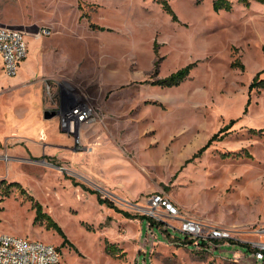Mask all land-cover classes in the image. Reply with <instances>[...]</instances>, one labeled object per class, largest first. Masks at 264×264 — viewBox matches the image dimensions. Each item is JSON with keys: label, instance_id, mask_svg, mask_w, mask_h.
Returning <instances> with one entry per match:
<instances>
[{"label": "rangeland", "instance_id": "374dc122", "mask_svg": "<svg viewBox=\"0 0 264 264\" xmlns=\"http://www.w3.org/2000/svg\"><path fill=\"white\" fill-rule=\"evenodd\" d=\"M231 1L215 12V0H168L176 21L158 0H0V26L30 36L29 85L0 69L13 83L0 109L26 132L14 145L41 151L0 161V236L55 246L61 264H264L253 247L264 243V88L250 90L264 71V5ZM37 93L45 124L28 103ZM79 106L91 120L70 135L63 117ZM157 198L179 214L150 215ZM38 204L68 244L36 224ZM186 221L233 238L185 245Z\"/></svg>", "mask_w": 264, "mask_h": 264}, {"label": "built area", "instance_id": "2783aa9c", "mask_svg": "<svg viewBox=\"0 0 264 264\" xmlns=\"http://www.w3.org/2000/svg\"><path fill=\"white\" fill-rule=\"evenodd\" d=\"M49 30L43 29L38 36H49ZM28 33L9 27L0 26V57L5 75L9 78L18 76L22 64L27 60L29 53ZM91 111L84 107H76L63 117L62 128L70 135H75L78 130L91 120ZM0 161L9 163L8 154L0 156ZM159 208H164L171 216L179 214L178 208L170 202L157 198L152 201L150 215L157 218ZM182 233L197 243L204 242L208 245L217 242L231 241L232 232L225 228L202 225L193 221H186ZM217 245V244H216ZM257 248L258 261H264V243L253 245ZM63 260L60 249L42 242L0 236V264H61Z\"/></svg>", "mask_w": 264, "mask_h": 264}, {"label": "crops", "instance_id": "0c3cea01", "mask_svg": "<svg viewBox=\"0 0 264 264\" xmlns=\"http://www.w3.org/2000/svg\"><path fill=\"white\" fill-rule=\"evenodd\" d=\"M0 59H1V57H0ZM25 63H26V61L22 64V67H21L19 73H22V71L24 69H26L27 67L30 66V65H28L27 67L26 66L23 67ZM0 69H1L2 73L5 74L2 60H1ZM22 75H23V73H22ZM14 80L16 81L15 86H17V87L29 85L28 83H25V82H24L25 84L21 83V81L23 82V78L20 74H18V76L15 77ZM17 80H20V81H17ZM8 85H11V87H12L13 83L11 81L8 82V79L6 77H4L3 79H0V101L3 99H6L7 96H9V92H8L9 86ZM35 102L38 103V105L36 106L37 107L36 110H34L36 118H39V116H40V122H42V124H45V122L47 123L48 120L44 119L46 112L43 109V100H42V97L39 93H37L35 96L32 95V99H28V103H30L31 107H33L35 105ZM27 105H29V104H27ZM41 114L43 115V119H41ZM6 116H7V112L4 110L2 111L0 109V155L5 154L7 152L10 155H12V157H13L12 159L15 162L21 161L24 163H32L33 161H38L37 158H39V156L41 155L40 149L30 150L27 146H25L23 144H18V145L15 144L14 145V143H17L18 141L25 139L26 132H24L23 130H21L19 128H16V130H13V126L11 124L12 117H11V115L8 118ZM7 120L10 124L9 126L6 125ZM57 124L59 125V123H57ZM6 126H8V128L10 129L9 130L10 132L5 131ZM58 128H59V126H58ZM13 136L18 137L19 139L16 138V140L13 141V138H12ZM40 139H43V141L46 139L43 133H42V135H40ZM0 173H2V170H0Z\"/></svg>", "mask_w": 264, "mask_h": 264}, {"label": "trees", "instance_id": "16d2710c", "mask_svg": "<svg viewBox=\"0 0 264 264\" xmlns=\"http://www.w3.org/2000/svg\"><path fill=\"white\" fill-rule=\"evenodd\" d=\"M239 4L245 6V7H249L251 5L252 2H257L260 4L264 5V0H236ZM158 2L163 5L165 12H167L169 15H171L173 17L174 20H178L177 15L175 14V12L173 11L171 5L169 4L168 0H158ZM213 9L215 12H221V11H225V12H231L233 9V3L231 0H215L214 4H213ZM237 66V65H235ZM190 73V69L186 68L183 69L175 74H173L171 77H169L167 80L164 81V84L166 85H171V86H176L179 85L180 83H182L183 81H185L188 77ZM264 75V71L257 74V76L255 77L253 84L250 88L251 91H253L256 88H264V79H262V76ZM232 124H235L234 122H232ZM213 140H211L201 151L199 154L204 153L210 146ZM198 156H195V158ZM99 199L100 202L102 204H107L109 207H111L112 209H116V207L109 201L106 199H103L102 196L99 194ZM38 208H39V214L36 218V224H44L45 227L50 230V231H54L57 232L64 240V245L69 243V240L67 238V236L65 235L62 227L48 214L43 212V207L38 204ZM128 218H134L129 214H125ZM144 218V217H142ZM190 242V244H194L195 246H199L200 248H206L208 247V245L204 242L201 243H197L194 240H191L189 238L185 239V245H188ZM201 251H205L203 249H201ZM209 252V251H206Z\"/></svg>", "mask_w": 264, "mask_h": 264}, {"label": "bare ground", "instance_id": "6f19581e", "mask_svg": "<svg viewBox=\"0 0 264 264\" xmlns=\"http://www.w3.org/2000/svg\"><path fill=\"white\" fill-rule=\"evenodd\" d=\"M110 66H111V67H114L115 65H113V64H110ZM110 66H108V67H110ZM106 68H107V67H106ZM110 75H112V74H110Z\"/></svg>", "mask_w": 264, "mask_h": 264}, {"label": "water", "instance_id": "95a60500", "mask_svg": "<svg viewBox=\"0 0 264 264\" xmlns=\"http://www.w3.org/2000/svg\"><path fill=\"white\" fill-rule=\"evenodd\" d=\"M48 119H50V118L48 117Z\"/></svg>", "mask_w": 264, "mask_h": 264}]
</instances>
